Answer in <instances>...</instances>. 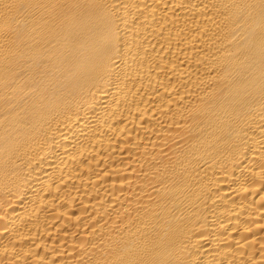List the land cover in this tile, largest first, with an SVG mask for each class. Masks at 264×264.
I'll list each match as a JSON object with an SVG mask.
<instances>
[{
	"label": "bare ground",
	"instance_id": "6f19581e",
	"mask_svg": "<svg viewBox=\"0 0 264 264\" xmlns=\"http://www.w3.org/2000/svg\"><path fill=\"white\" fill-rule=\"evenodd\" d=\"M0 264H264V0H0Z\"/></svg>",
	"mask_w": 264,
	"mask_h": 264
}]
</instances>
